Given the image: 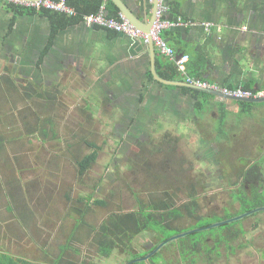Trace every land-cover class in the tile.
Returning a JSON list of instances; mask_svg holds the SVG:
<instances>
[{"label": "rangeland", "instance_id": "rangeland-1", "mask_svg": "<svg viewBox=\"0 0 264 264\" xmlns=\"http://www.w3.org/2000/svg\"><path fill=\"white\" fill-rule=\"evenodd\" d=\"M52 82L59 91L54 101L8 94L3 99L0 95V135L4 137L0 154V251L46 264L68 244L72 259L84 255L99 264H125L134 254L115 249L108 257L98 255L90 240V228L110 212L133 210L138 199L147 203L168 191L177 205L188 202L189 194L195 195L197 214L202 217L195 220L184 214L173 222L183 228L181 232L169 228L162 233L158 244L165 243L155 256L158 263L184 264L190 262L186 257H193L194 264H264V210L213 226L246 212L230 196L236 176L212 163L205 153L208 150H202L193 138L209 132L211 122L217 127L218 121H206L207 128L187 129L178 124L175 127L170 120L147 119L139 123L141 130H135V120H126L128 115L135 117V107L122 105L119 100L113 104L96 91L77 90L80 81L69 73H61ZM128 100L135 104L134 97ZM212 129V133L217 130ZM139 132L145 133L148 142L143 154L134 143ZM163 136L176 139L171 152L164 151ZM85 139L96 144V158L79 175L77 161L91 150ZM234 162L237 165L241 161ZM88 195L86 224L77 226L78 215L72 207H83ZM262 196L264 202V192ZM96 199L104 204H90ZM23 208L29 209V215ZM22 216L30 219L24 221ZM235 228L242 234L230 242ZM155 243L156 237L146 232L133 239L131 252L144 256ZM206 247L215 251H203Z\"/></svg>", "mask_w": 264, "mask_h": 264}, {"label": "crops", "instance_id": "crops-1", "mask_svg": "<svg viewBox=\"0 0 264 264\" xmlns=\"http://www.w3.org/2000/svg\"><path fill=\"white\" fill-rule=\"evenodd\" d=\"M125 1L140 14L151 7L150 0ZM167 2L166 14L172 10L170 20L194 22L161 30L177 56L188 55L186 66L190 61L194 68L200 66L202 78L219 85L264 88V0ZM5 5L0 2V64L4 63L0 76L11 74L17 84L30 80L42 85L38 80L44 74L59 79L61 73H69L80 81L81 89L79 86L77 90L124 95L125 100L134 97L135 120L140 124L147 119H165V123L170 120L174 126L188 129L207 128L206 121L216 120L217 127L211 122L209 132L193 135L195 143L202 144V150H208L210 143L221 145L219 157L226 164L218 165L233 176L258 160L263 176L259 188L264 192V102L227 100L160 83L151 72L147 44L81 21L59 28L49 47V18L38 13L14 15ZM205 21L218 27L206 32L201 25ZM155 51L154 69L163 78L161 72L170 74L165 67L170 60ZM173 80L186 82L178 71ZM212 128L218 131L212 133ZM215 150L216 156L219 148ZM234 160L241 162L236 165Z\"/></svg>", "mask_w": 264, "mask_h": 264}, {"label": "trees", "instance_id": "trees-1", "mask_svg": "<svg viewBox=\"0 0 264 264\" xmlns=\"http://www.w3.org/2000/svg\"><path fill=\"white\" fill-rule=\"evenodd\" d=\"M67 3L76 9L78 15L75 17H69L65 14L53 12L47 9L35 10L31 7H26L18 4H6L5 6L10 9L13 14H34L38 13L42 16L49 18L51 21V32L52 35L49 38V44L47 46L50 47L52 36L55 32L64 26L70 25L71 23L81 21V17L84 14H89L96 12L101 5H104L107 11V15L109 17L119 18V8L111 1V0H66ZM167 0H165V3ZM168 3V2H167ZM166 3V4H167ZM170 7V5H169ZM172 10L169 11V14L165 15V18L172 19L171 15ZM111 33H114L111 31ZM42 56L39 57L38 62H40ZM166 69L169 70L170 74H166L161 72V76L165 79H175L177 75V70L171 61L166 63ZM186 71L189 75H194L196 77L202 78V72L199 67H193L191 61L187 63ZM176 74V75H175ZM56 84L52 87L55 90H51L47 87H43L42 85L35 84L34 81H25L22 84H17L14 79H12L11 74H2L0 76V95L3 99H7L8 95H20L26 98L36 97V98H44L45 101H54L57 97V93H59L56 88ZM2 99V100H3ZM43 127V125H42ZM45 133V130H42ZM162 144L166 149L164 151L171 152L175 146L176 139L175 138H167L163 136ZM87 146L91 149L89 153L85 154L81 159L77 161L78 166V174H84L94 163L96 158V144L91 141H87ZM3 144L4 137L0 135V154H3ZM202 145V144H201ZM201 147V146H200ZM218 153L216 154V160L220 161L221 164L226 161L220 160V154L222 147L221 145L218 147ZM226 164V163H225ZM224 165V164H223ZM247 169H241L239 174L236 176V180L232 181L231 184L233 187H230V196L234 199L239 208H244V211H248L250 209L259 207L264 205L262 191L260 187V181L262 180V172L260 167V162L253 161L252 164L247 165ZM157 197L151 198L147 203H144L142 200H137L138 206L130 211H117L110 212L97 226L91 227V238L92 244L95 246L98 255L103 257H108L115 249L125 250L127 253L134 254L132 260L136 257L143 255L140 252H131V243L133 239L137 236L150 233L153 237H156V243L152 245L149 249L144 251V254L150 252L153 248L157 246V244L163 239L160 238L162 233L166 229L169 228H177L178 232L183 230L180 226L173 225V222L178 220L184 214L188 217H194L195 220L197 217H202L197 214V210L199 208L198 201L195 195L189 194V201L177 205L173 194H170L168 191H163L161 194H157ZM85 203L83 207H72V211L78 215L77 226L85 225L84 217L90 208V196L88 195L84 199ZM250 202L249 204H247ZM90 204H104L102 200H93ZM181 209L185 210V213ZM26 210L27 214L29 213L27 208H23L22 211ZM29 215V214H28ZM23 220H29L30 217L24 218ZM242 234V230L239 228H235L232 230V234L230 237V242L234 241L239 235ZM199 245V244H198ZM231 248L230 245H228ZM215 247V245H213ZM206 247L203 251L213 252L214 248ZM199 252L200 247L197 248ZM70 247L68 244H65L61 247V252L49 263L46 264H99L98 262L92 261L89 259V256L80 257L78 260L72 259L68 251ZM76 251V250H75ZM158 252H155L151 255L147 260L143 261H135L132 264H161L156 261L155 256ZM183 260H185V255H180ZM87 258V259H86ZM190 259V262L184 264H194L193 257H186ZM89 259V260H88ZM0 264H42V263H34L30 260L24 259L19 256H15L9 253H5L0 251ZM167 264V263H163Z\"/></svg>", "mask_w": 264, "mask_h": 264}, {"label": "built area", "instance_id": "built-area-1", "mask_svg": "<svg viewBox=\"0 0 264 264\" xmlns=\"http://www.w3.org/2000/svg\"><path fill=\"white\" fill-rule=\"evenodd\" d=\"M1 3L6 4H18L26 7L34 8L35 10L47 9L53 12L65 14L69 17H75L78 15L76 9L70 6L66 0H38V1H22V0H0ZM168 6L165 0H158V7L156 11V18L153 25L150 28V36L156 50L163 56L169 58L174 63L176 70L183 77L184 81L190 84L197 85L199 87L208 88L211 90L219 91L224 95H231L244 98H262L264 97V88H258L255 90L246 89L243 87H227L207 81L203 78L193 77L186 72V62L188 60L187 54L177 56L172 47H170L167 41L161 36V30L169 28L171 26H183L193 25L194 22L187 20L183 21L182 18H178L173 21L165 18ZM81 22L89 26H97L116 33L123 34L131 40H139L144 44H147L148 35L140 28L134 26L128 19H126L121 13L119 18L109 17L104 5H101L96 12L84 14L81 17ZM202 27L206 32L218 27L213 22L205 21L201 22Z\"/></svg>", "mask_w": 264, "mask_h": 264}, {"label": "water", "instance_id": "water-1", "mask_svg": "<svg viewBox=\"0 0 264 264\" xmlns=\"http://www.w3.org/2000/svg\"><path fill=\"white\" fill-rule=\"evenodd\" d=\"M22 1L31 2V1H38V0H22ZM111 1L119 8L120 13L126 19H128L134 26L140 28L143 32H145L148 35L147 47L149 49L150 57H151V72L153 74V77L157 81H159L160 83L189 87L191 89L202 91L204 93H208L210 95L217 96V97L227 99V100H240V101H248V102H254V103L264 102V97H262V98H244V97H236V96H231V95H224V94H221L219 91L211 90V89L204 88V87H199V86L194 85V84L181 82V81H175V80H166L164 78L159 77L156 74L155 69H154V60H155V56H156V51H155L156 48L154 47L153 42L151 40V36H150V28L153 25L155 18H156L158 0H150V2H151L150 9L148 11H144L142 14L138 13L135 9L130 7L129 4L125 0H111ZM148 12H149V17H148ZM260 210H264V206H259V207L250 209V210L246 211L245 213H243L239 216H235V217L220 221L218 223H215L213 226L222 225V224L232 222L234 220H238L242 217H245L249 214H252V213H254L256 211H260ZM199 229L200 228H197V229L191 230V231H187L185 234H190V233L195 232ZM179 236L180 235L175 236V237H171L167 241H170L171 239L179 237ZM164 243L165 242L158 244L153 250H151L150 252H148L144 256L137 257L131 261L126 262L125 264H132L135 261L139 262V261L147 260L151 255H153L155 252H157L162 247V245Z\"/></svg>", "mask_w": 264, "mask_h": 264}, {"label": "flooded vegetation", "instance_id": "flooded-vegetation-1", "mask_svg": "<svg viewBox=\"0 0 264 264\" xmlns=\"http://www.w3.org/2000/svg\"><path fill=\"white\" fill-rule=\"evenodd\" d=\"M42 79H44V81ZM42 79L41 80H38V82L45 83L47 85L48 90L53 88L52 87L53 86V82L52 81L54 79L51 78V76L49 74H44V77ZM105 97H106V99L108 98V100H110V102H112L113 104L116 103V102H118V100H119V102L120 101L123 102L122 105H125V103H128L132 107H135V105L133 103H131L128 99L125 100L126 98L124 97V95L123 96L122 95H119L118 98H116L115 95L109 94V96H105ZM126 120L129 121V122L130 121L132 122V121L135 120V117L132 118V116L128 115L127 118H126ZM141 124H143V123H141ZM138 129L141 130V128H139V123L136 122V120H135V130H138ZM144 136H146L144 132H139V133H136L135 134V142L134 143H135V145L136 144L139 145L140 148L139 147H137V148H138V150L140 149V153L141 154H143V153L146 152V149L147 148L145 146L146 145L145 143L148 144V142L145 140ZM130 137H128V138H130ZM213 147H214V145H212V143H210L209 145H207L208 151L205 152V153H206V155H208L207 157L210 156L211 162L214 163L216 166H218V164H220V161L216 160V157H215V153L217 152V149L215 150V147L214 148ZM206 163L207 162H205V164ZM217 169H218V167H217ZM133 253H135V252H133Z\"/></svg>", "mask_w": 264, "mask_h": 264}]
</instances>
